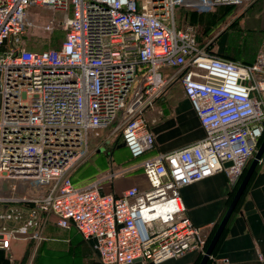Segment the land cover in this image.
Here are the masks:
<instances>
[{
	"label": "built area",
	"instance_id": "1",
	"mask_svg": "<svg viewBox=\"0 0 264 264\" xmlns=\"http://www.w3.org/2000/svg\"><path fill=\"white\" fill-rule=\"evenodd\" d=\"M255 1L0 0V251L42 240L53 223L94 240L99 264L203 255L211 227L190 222L180 190L217 173L234 185L253 159L264 135V43L251 65L221 58L178 11ZM34 8L61 15L43 27L64 31L56 48L25 47ZM175 84L204 137L143 158L155 145L147 114ZM97 133H107L106 142L119 137L132 160L143 158L146 189L105 192L112 163L108 174L74 184L91 145L104 141Z\"/></svg>",
	"mask_w": 264,
	"mask_h": 264
},
{
	"label": "crops",
	"instance_id": "2",
	"mask_svg": "<svg viewBox=\"0 0 264 264\" xmlns=\"http://www.w3.org/2000/svg\"><path fill=\"white\" fill-rule=\"evenodd\" d=\"M32 10H29L26 18V23L29 25L32 24L29 18ZM52 21H56V16L51 15L46 23ZM239 27L252 35L254 50L251 57L236 62L251 65L259 54L262 43H264V0H256L246 10L245 22ZM228 39L225 36L219 42L222 48L218 52L219 55H222L224 49L229 45ZM229 46L232 49L235 47L232 45ZM228 60L234 61L231 59ZM165 73L169 74L170 71H165ZM178 87L181 90L179 85ZM171 112H173L174 116L171 115ZM171 112L167 110L164 114L162 113L159 122H156V117L150 120V122L154 120L153 123H150V129L155 136V145L143 158L174 151L196 143L204 137V131L199 119L191 103L185 96L176 100ZM148 115L150 116V113L147 114V118ZM187 121L191 123L187 134L182 136L177 135L184 130ZM113 139L114 147L111 150V159L114 170L119 169L123 165V159H127L129 164L128 166H124L125 169L121 171L137 170L140 178L128 177L127 179L121 180L118 179V172L113 180L110 181V184L103 185V190L105 192L114 191L116 194H121L125 189L136 187L137 184H144L147 188V183L140 168V162L143 158L135 161L132 160L126 149L127 155L122 159L120 157L117 158V163H115L114 154L116 150L121 149L118 146L122 144V141L120 138L117 140V137ZM250 163L251 161L248 163L243 176L234 185L229 183L224 173H217L210 178L181 188L180 197L186 209L185 215L190 222L196 227H211L207 248L227 212ZM108 169L109 172L110 168L108 167ZM115 182H119L122 185L119 191L113 189ZM45 228V233L50 237L49 239L55 237L57 234L64 243L58 245L57 248L59 249L45 247L42 251H37L34 264H99L96 251L94 250V240L84 241L81 239L85 243L88 251H77L76 239L80 235L76 230L73 228L59 229L53 223H49ZM17 242L19 244H16V242L11 243L10 251H0V264H33V261H29L28 251H22V241ZM48 243L47 241L44 245ZM211 256L214 260L209 261V264H221V260H227L228 264H264V153L237 201L225 228L213 248ZM196 259L197 254L190 252L181 259H172L161 264H194ZM200 260H202L201 257ZM133 264L151 263L135 262Z\"/></svg>",
	"mask_w": 264,
	"mask_h": 264
},
{
	"label": "rangeland",
	"instance_id": "3",
	"mask_svg": "<svg viewBox=\"0 0 264 264\" xmlns=\"http://www.w3.org/2000/svg\"><path fill=\"white\" fill-rule=\"evenodd\" d=\"M250 7L251 5L242 8L239 7H230V8L228 7L224 9L221 8L214 10L212 13L209 14L208 13L195 14L193 12H188V11H183V12L178 11L179 12L178 19L179 21L182 22V24L190 25L193 26L195 29H197L198 33H200L199 42H201L202 44L207 43L211 48L210 49L211 53L217 55L218 52H220V50L222 49L220 47L221 44L219 42H221L225 36L229 37L230 35L232 40L229 43V45L232 46H234V44H236L240 40L245 43L248 42L246 36L247 34L245 33L246 31L243 33V36L241 37L243 39L237 38L235 32L238 31L239 26H242L244 24L246 19V10H248ZM51 15L56 16V20H58L61 16L59 13L57 14L53 13L52 10L39 9V8H34L32 10L31 14L29 15L30 22L32 24L31 25L28 24L29 27L26 29V33L23 36V43L27 49H32L37 51L54 49L64 39L65 36L64 31L55 30L51 32H46L44 30L43 27L47 24L46 22L50 19ZM167 97L169 98L167 99ZM180 97H184V96L181 90L179 89L178 85L176 84L172 85L157 100L155 104V109L149 112L150 116L148 115L147 119H149L150 121L152 118L156 117L157 119L156 122H159L162 117V113L164 114V112L167 110L171 112L173 109V105L175 104L176 100L180 99ZM171 115L174 116L173 112H171ZM190 126L191 123L187 121L184 126V130L182 132H179V134L177 135H181V136L186 135L188 130L190 129ZM96 136L97 138H103L104 141H101L100 143H93L91 145L90 155L80 163V165L72 174L71 178L74 184H76L77 186H84L94 181L95 179H98L108 174V170H109L108 167L110 168V163H112L111 150L114 147L113 146L114 139H108V141L110 142L109 143L108 141L106 142L107 133H97ZM118 138L119 137H117V140ZM126 155H127L126 148H121L116 150L114 154L115 163H117L116 162L117 158L120 157V159H122ZM122 164L123 165L119 169L117 168L116 170H114L115 173L119 172L117 174V176L119 177L118 179L122 180V179H127L128 177L140 178V175L137 172V170L121 171L122 169H125L124 166H128L129 162L127 161V159L126 160L123 159ZM110 183L111 182L107 181L104 184L107 185ZM136 187H139L141 189L146 188L144 184L143 185L137 184ZM120 188H122V185L119 182H115V184L113 185V189L119 191ZM48 224H46L42 230V234H41L42 240L22 241V246H23L22 251H28L29 261L30 262L33 261V264L35 263V259H36L35 255L37 254V251H42V249H44L45 247H50V249L51 248L59 249L57 248L58 245L64 243L63 240L57 236V234L55 237H51V239H49L50 237H48L45 233V229H46L45 227ZM47 241L49 243L47 245H44ZM13 243H15V241L12 242V244ZM16 244L19 243L16 242ZM196 254H197V259L194 264H197L198 259L200 257L203 258L206 252L203 255L198 253ZM212 260L214 259L210 255L208 261H212ZM200 262L198 264H200Z\"/></svg>",
	"mask_w": 264,
	"mask_h": 264
},
{
	"label": "water",
	"instance_id": "4",
	"mask_svg": "<svg viewBox=\"0 0 264 264\" xmlns=\"http://www.w3.org/2000/svg\"><path fill=\"white\" fill-rule=\"evenodd\" d=\"M124 147H125L124 144H121L120 146H118V148H124ZM263 153H264V139L262 140V142H261L260 146L258 147L253 159L251 160V163H250L248 169L246 170V173H245V175L241 181V184H240V186H239V188H238L227 212L225 213L221 223L219 224L212 240L210 241V244L206 250V254L203 256L200 264H206L207 263L208 258L211 255L215 244L217 243L223 229L225 228V225L227 224V222H228V220H229V218H230V216H231V214H232V212L236 206L237 201L239 200L240 196L242 195L249 178L251 177V175L254 172L257 164L261 160ZM228 166H230V163L225 165V167H228ZM137 262H139V261H137Z\"/></svg>",
	"mask_w": 264,
	"mask_h": 264
},
{
	"label": "trees",
	"instance_id": "5",
	"mask_svg": "<svg viewBox=\"0 0 264 264\" xmlns=\"http://www.w3.org/2000/svg\"><path fill=\"white\" fill-rule=\"evenodd\" d=\"M222 9H224V8H222ZM193 13H195V12H193ZM195 14H207V13H195ZM240 29H241V31H240ZM244 32H245V30H243V28L238 27V31H236L235 34H236L237 38L243 39L241 37L243 36ZM245 33L247 34L246 35L247 39H248L247 43H245V42L240 40L236 44H234L235 47H233V49H232L231 46L227 45V47L224 49L223 54L222 55H218L217 54V55L220 56L221 58H224V59H227V60L228 59L234 60V62L239 61V60L244 59V58H247V57H251L252 52L254 50L253 49V39H252V35H250L249 32H245ZM227 39H228L229 43L232 40L230 35H229V37L227 36ZM244 65H247V64H244ZM263 137H264V135H263ZM263 137H262V139H263ZM262 139L260 140L259 145H260ZM81 239L86 241L81 235L77 237V239H76L77 247H78L77 251H88L85 243ZM199 261H200V258L198 259L197 264L199 263ZM207 264H209V261L207 262Z\"/></svg>",
	"mask_w": 264,
	"mask_h": 264
},
{
	"label": "flooded vegetation",
	"instance_id": "6",
	"mask_svg": "<svg viewBox=\"0 0 264 264\" xmlns=\"http://www.w3.org/2000/svg\"><path fill=\"white\" fill-rule=\"evenodd\" d=\"M109 142V141H108ZM110 143V142H109Z\"/></svg>",
	"mask_w": 264,
	"mask_h": 264
}]
</instances>
